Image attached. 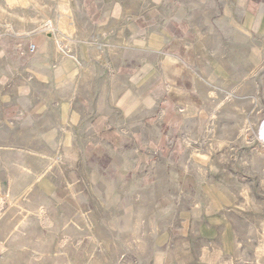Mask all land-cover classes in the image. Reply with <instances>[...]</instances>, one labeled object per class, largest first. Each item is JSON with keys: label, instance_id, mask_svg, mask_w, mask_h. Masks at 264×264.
I'll return each mask as SVG.
<instances>
[{"label": "crops", "instance_id": "obj_1", "mask_svg": "<svg viewBox=\"0 0 264 264\" xmlns=\"http://www.w3.org/2000/svg\"><path fill=\"white\" fill-rule=\"evenodd\" d=\"M6 3L22 11L0 7L1 243L16 209L62 242L145 237L149 264L264 260L256 158L244 176L232 152L184 150L238 143L226 101L264 107V0Z\"/></svg>", "mask_w": 264, "mask_h": 264}, {"label": "rangeland", "instance_id": "obj_2", "mask_svg": "<svg viewBox=\"0 0 264 264\" xmlns=\"http://www.w3.org/2000/svg\"><path fill=\"white\" fill-rule=\"evenodd\" d=\"M17 0H8L13 5ZM18 5V4H17ZM16 5V7H17ZM0 7L6 11H22V3L12 10L6 0H0ZM9 7V8H8ZM32 53V52H31ZM264 75V67L256 70V76ZM245 106V105H244ZM246 107V106H245ZM242 111V112H241ZM224 115L228 120H236L238 131L233 133L228 129L224 134L230 138H236L238 143H203L185 139L184 150L189 155L203 151L207 145L214 155L233 153L238 157L239 173L244 175L251 158H256L255 169L264 171V107L262 101L255 104L253 112L245 114L242 109L237 114L234 107L231 108L230 100L224 105ZM214 118L211 121L208 138H214ZM255 140V143L252 141ZM218 145V147L216 146ZM223 147L220 148V146ZM261 192L264 188L260 187ZM12 220L20 222L26 220L22 226L16 228L14 235L8 243L0 242V264H149L151 245L147 238L135 243L134 237L126 235L122 229L98 228V238L102 243L86 242L72 243L62 242V237L57 234L55 228L40 229L37 213H10ZM115 215L114 213L111 214ZM43 232V233H42ZM234 264H264V260L248 259Z\"/></svg>", "mask_w": 264, "mask_h": 264}, {"label": "built area", "instance_id": "obj_3", "mask_svg": "<svg viewBox=\"0 0 264 264\" xmlns=\"http://www.w3.org/2000/svg\"><path fill=\"white\" fill-rule=\"evenodd\" d=\"M34 50H35V47H34V46H32V47H31V49H30V51L33 53V52H34Z\"/></svg>", "mask_w": 264, "mask_h": 264}]
</instances>
